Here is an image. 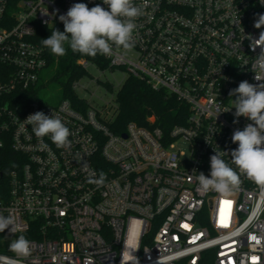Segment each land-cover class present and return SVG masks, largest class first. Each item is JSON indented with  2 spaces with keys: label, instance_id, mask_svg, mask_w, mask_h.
<instances>
[{
  "label": "built area",
  "instance_id": "1",
  "mask_svg": "<svg viewBox=\"0 0 264 264\" xmlns=\"http://www.w3.org/2000/svg\"><path fill=\"white\" fill-rule=\"evenodd\" d=\"M83 2L0 0V214L17 219L15 233H0V264H264V189L241 175L239 188L222 195L196 179L210 174L215 150L228 152L231 165V137L251 122H233L229 91L260 83L251 69L260 49L247 37L264 32L254 27L264 5L134 0L143 8L134 48L103 56L188 106L185 123L166 134L154 116L149 127L130 122L116 132L118 106L97 108L78 95L88 104L82 111L69 99L45 105L27 94L48 63L33 41L37 27L56 25ZM77 63L103 72L85 58ZM38 111L62 120L70 147L35 136L26 118ZM85 161L93 179L105 174L103 186L88 182ZM28 233L31 255L17 257L9 244Z\"/></svg>",
  "mask_w": 264,
  "mask_h": 264
},
{
  "label": "clouds",
  "instance_id": "2",
  "mask_svg": "<svg viewBox=\"0 0 264 264\" xmlns=\"http://www.w3.org/2000/svg\"><path fill=\"white\" fill-rule=\"evenodd\" d=\"M264 5V0H260ZM107 5L105 9L100 4L89 8L85 3L73 4L66 14L59 15V20L64 25V30L54 28L51 35L40 40L41 44L50 49L56 56L66 54V46L73 53H80L90 57L101 54L107 57L113 55V47L122 48L130 52L135 46L133 33L137 28L136 19L143 15L142 6L134 3V0H103ZM239 22V21H238ZM264 26V14H258L254 27ZM249 47L255 52L260 49L251 64L254 79L258 84L241 81L238 87L229 91V97H235L234 123H238L239 117H245L251 121L243 130L234 131L231 139L238 145L231 150V165L225 161L226 151H216L210 157V174L203 172L196 177L203 191H215L222 195H230L241 185V175L246 176L256 185L264 189V32L259 38L247 37ZM232 108L224 111H230ZM26 121L32 126L36 137L50 136L57 148L70 147V130L55 115H45L42 111L30 114ZM83 169L89 172V183L103 186L105 174L100 173L98 179H93L95 173L89 168L87 162H83ZM10 233L17 231V219L13 215L0 214V233L5 230ZM9 249L17 257L31 255V241L24 235H19L9 244ZM10 264H18L13 259Z\"/></svg>",
  "mask_w": 264,
  "mask_h": 264
},
{
  "label": "trees",
  "instance_id": "3",
  "mask_svg": "<svg viewBox=\"0 0 264 264\" xmlns=\"http://www.w3.org/2000/svg\"><path fill=\"white\" fill-rule=\"evenodd\" d=\"M97 1L84 0L83 3L91 8L95 6ZM54 28L63 31L64 25L61 21L52 27L39 25L33 41L44 47L40 40L48 38ZM45 51L48 60L47 67H54L55 69L53 79L61 80L59 98L55 102L50 103L39 96L37 87L27 91V94L31 98L38 99L45 105H56L63 99H69L77 109L82 111L87 109L88 104L85 100L79 98L73 88V84L75 81L91 74L77 63L78 59L85 58L103 71L115 68L110 66L109 60L101 54L90 57L80 53H73L67 46L64 56H56L48 48H45ZM102 84L107 89L113 90L114 86L109 81H104ZM116 102L118 112L110 124L111 128L116 132L124 131L130 122H136L140 126L149 127L151 122L148 118L154 116L153 126L161 128L164 133L168 134L174 125L185 123L189 113L188 106L178 100L174 94H170L163 89H154L145 80L133 75H128L116 92ZM24 236L26 238L34 237L31 233L24 234Z\"/></svg>",
  "mask_w": 264,
  "mask_h": 264
},
{
  "label": "rangeland",
  "instance_id": "4",
  "mask_svg": "<svg viewBox=\"0 0 264 264\" xmlns=\"http://www.w3.org/2000/svg\"><path fill=\"white\" fill-rule=\"evenodd\" d=\"M89 71L91 75L80 80V86L76 89L77 94L97 108L105 106L106 103L115 108L117 106L116 92L127 78V71L115 67L113 70L107 69L101 72L94 66H90ZM54 72V67L44 68L36 85L39 96L50 103L55 102L59 98L61 88V80L53 79ZM97 78L100 82L96 81ZM104 81L112 83L114 86L113 90L107 89L102 84Z\"/></svg>",
  "mask_w": 264,
  "mask_h": 264
},
{
  "label": "water",
  "instance_id": "5",
  "mask_svg": "<svg viewBox=\"0 0 264 264\" xmlns=\"http://www.w3.org/2000/svg\"><path fill=\"white\" fill-rule=\"evenodd\" d=\"M124 136H125V134H124Z\"/></svg>",
  "mask_w": 264,
  "mask_h": 264
}]
</instances>
